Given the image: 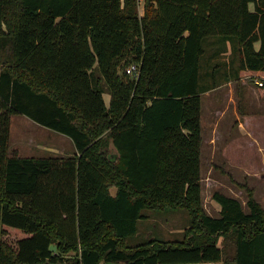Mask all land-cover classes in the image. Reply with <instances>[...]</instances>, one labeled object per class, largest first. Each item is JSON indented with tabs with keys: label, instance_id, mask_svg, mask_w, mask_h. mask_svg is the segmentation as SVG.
Returning a JSON list of instances; mask_svg holds the SVG:
<instances>
[{
	"label": "trees",
	"instance_id": "trees-1",
	"mask_svg": "<svg viewBox=\"0 0 264 264\" xmlns=\"http://www.w3.org/2000/svg\"><path fill=\"white\" fill-rule=\"evenodd\" d=\"M143 1L0 0V264H264V205L208 214L201 171L207 43L264 71V0ZM16 113L76 152L10 153ZM147 209H185L184 237L129 246Z\"/></svg>",
	"mask_w": 264,
	"mask_h": 264
},
{
	"label": "rangeland",
	"instance_id": "rangeland-1",
	"mask_svg": "<svg viewBox=\"0 0 264 264\" xmlns=\"http://www.w3.org/2000/svg\"><path fill=\"white\" fill-rule=\"evenodd\" d=\"M143 4L144 1L139 0L141 15ZM212 40L208 41V51L203 58V81L210 86L215 82L218 84L202 93L201 171L203 207L208 214L217 216L220 205L213 199L215 191L239 198L247 210L248 189H252L264 205V85L257 83V80L264 81V71L240 69L239 51L230 42ZM110 98L111 93L107 90V103ZM14 151L23 156H63L65 160L73 156L76 149L67 134L41 125L25 114L16 113L12 116L10 135V153ZM145 214L148 217L139 221L137 234L128 237L129 246L153 238L182 239L191 223L185 209H147Z\"/></svg>",
	"mask_w": 264,
	"mask_h": 264
},
{
	"label": "built area",
	"instance_id": "built-area-1",
	"mask_svg": "<svg viewBox=\"0 0 264 264\" xmlns=\"http://www.w3.org/2000/svg\"><path fill=\"white\" fill-rule=\"evenodd\" d=\"M124 71L130 76L137 77L140 71V64L135 62L128 64ZM257 83L259 85H264L263 80H257Z\"/></svg>",
	"mask_w": 264,
	"mask_h": 264
},
{
	"label": "water",
	"instance_id": "water-1",
	"mask_svg": "<svg viewBox=\"0 0 264 264\" xmlns=\"http://www.w3.org/2000/svg\"><path fill=\"white\" fill-rule=\"evenodd\" d=\"M50 248L55 251L57 249V246L55 244H52Z\"/></svg>",
	"mask_w": 264,
	"mask_h": 264
},
{
	"label": "crops",
	"instance_id": "crops-1",
	"mask_svg": "<svg viewBox=\"0 0 264 264\" xmlns=\"http://www.w3.org/2000/svg\"><path fill=\"white\" fill-rule=\"evenodd\" d=\"M261 149H262V146L260 145L259 146ZM76 149V148H75ZM264 151V150H263ZM264 161V160H263ZM263 166H264V162H263ZM262 183H263V189H264V180L262 181ZM255 196V195H254ZM255 198H256V196H255ZM257 199V198H256ZM258 200V199H257ZM247 201V200H246ZM259 201V200H258Z\"/></svg>",
	"mask_w": 264,
	"mask_h": 264
}]
</instances>
